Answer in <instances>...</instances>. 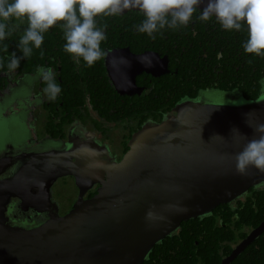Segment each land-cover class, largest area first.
Wrapping results in <instances>:
<instances>
[{
  "label": "water",
  "instance_id": "obj_1",
  "mask_svg": "<svg viewBox=\"0 0 264 264\" xmlns=\"http://www.w3.org/2000/svg\"><path fill=\"white\" fill-rule=\"evenodd\" d=\"M128 11L139 9L120 15ZM167 63L155 52L128 49L107 51L104 58L115 91L130 96L142 91L136 76L159 77L168 73ZM243 101L179 102L160 122L149 120L134 132L118 162L99 159L103 149L69 146L19 166L9 186H0V264H142L181 221L206 215L263 183L264 170L249 166L244 175L236 170V155L247 140L258 137L254 128L264 123V97ZM29 172L43 182L50 172L51 183L59 176L73 177L78 194L72 208L59 216L50 186H19V178ZM96 183L95 195L84 200ZM12 198L22 211L45 214V221L29 229L10 225L6 212ZM262 231L264 221L220 264H229Z\"/></svg>",
  "mask_w": 264,
  "mask_h": 264
},
{
  "label": "flooded vegetation",
  "instance_id": "obj_2",
  "mask_svg": "<svg viewBox=\"0 0 264 264\" xmlns=\"http://www.w3.org/2000/svg\"><path fill=\"white\" fill-rule=\"evenodd\" d=\"M209 21L211 22V19ZM216 23L218 22L216 21ZM218 26L224 30L219 23ZM165 30L166 28L162 32ZM191 30H179L177 34H172H174L175 40L180 39L181 43L189 44L190 48L191 43L194 42L189 37ZM211 31L212 28L209 29V35L214 36ZM227 32H219L220 39L215 38L216 42L221 43L222 40H225L223 38ZM229 34L236 38V30H231ZM192 35L195 37L196 32H192ZM124 43H126L124 46H122L123 44L113 45L110 43L108 46L110 48L107 47L104 51H121L124 49L130 51V47L126 46L128 42ZM170 43L164 42L163 49L164 47L175 49L178 46V41L173 42L172 45ZM243 43L244 41H242ZM208 46H210V51H216V46L211 45L210 41ZM139 50L130 52L140 54L144 51H151L160 55V52L153 49ZM233 50L238 52V57L234 58L238 66L230 67L235 70L233 77H229L227 75L228 70L226 69L225 72L222 68L224 73L219 76V87L200 89L198 96L189 101H198L203 104L234 103L246 99L240 89L242 86H250V89L256 90L255 99L264 97V85L261 84V80H264V60L257 62L254 60V55L245 54L240 40L236 41ZM224 51L218 50L216 55L220 65L225 66L227 63L223 62ZM160 56L168 58L167 54ZM58 57V54H53L48 50L40 61L32 60L33 64L30 68L22 66L14 71H10L8 68H0V120L7 126L14 124L10 130L0 132V186H9L7 180L17 173L19 166L26 165L39 155L47 152H60L65 148L68 149L69 146H72V150L74 147H86L97 151V153L103 149L99 159L105 161L114 160L118 162L126 152L123 151V144L129 132L138 125L136 119L122 122L104 120L105 123H102V128H98L99 122L103 121L98 120L97 111L90 107L89 97L82 98L81 90H77V94L73 96L74 93L66 86L65 79H62L61 70L57 64ZM203 57L206 59V55ZM1 58L3 60L2 55H0V60ZM249 60L252 61L251 64L247 63ZM171 65L168 58V73L163 75L172 73ZM204 66L211 67L212 71H215L216 64L205 61L201 67ZM41 68H51L56 74V82L60 85L61 92L54 100H50L44 92L46 83L39 71ZM78 70L76 71L79 73ZM144 74L146 73L142 72L136 76V79ZM210 77L212 82L217 81L215 74H210ZM232 84L235 87L229 88ZM136 86L142 88L139 95H119L115 91L122 98L118 108L122 114L125 113L124 108L127 106L128 98L140 97L145 90L142 85L136 83ZM222 86L224 88L219 89ZM33 167L36 168V166H29L28 168L33 170ZM50 172L44 182L38 181L34 174L31 175L29 172L28 177L19 178L20 183L18 185L27 186V188L50 186V199L56 204L57 214L63 216L72 208L77 199L76 183L71 176L56 177L51 183V179L55 176L54 174L50 175ZM91 172L92 177L96 178L94 171ZM92 186L94 187L84 194V200L93 197L99 185L96 183ZM68 187L74 188L75 192L71 197L72 199L68 198L69 205L63 206V200L67 198L65 190ZM21 192L23 193V188ZM260 193H264V182L257 186H251L231 202L217 205L206 215L181 221L172 233L153 245L142 264H191L187 259L183 260L185 255H191V240L196 249L201 246L200 249H202V254L204 253L205 257L212 256L204 264H220L222 260L230 256L238 245L246 241L247 237L264 221V203L261 206H256L251 201L256 197L264 200V194L259 195ZM18 202V199L12 198L11 205L8 206L6 216L10 225L23 226L29 229L39 226L45 221V214H37L30 208L22 211L18 208ZM262 206L263 209H261ZM229 264H264V231L255 237Z\"/></svg>",
  "mask_w": 264,
  "mask_h": 264
},
{
  "label": "trees",
  "instance_id": "obj_3",
  "mask_svg": "<svg viewBox=\"0 0 264 264\" xmlns=\"http://www.w3.org/2000/svg\"><path fill=\"white\" fill-rule=\"evenodd\" d=\"M200 11L197 10L192 17V21L187 27H181L178 30H172L166 27V30L160 33H155V39L150 38L146 33H139L136 30V25H139L144 19L143 14L140 11H128L122 15L114 16H98L96 17V22L98 26L107 25L105 29L107 39L101 43V48L104 50L110 43L113 45L123 44L128 42L126 46L130 47V51H144L148 49H153L160 52V55L167 54L168 58L171 61V70L172 73L168 75H163L158 78H153L150 75L144 74L142 77L136 79L138 85L145 87L144 92L140 97L128 98L127 106L124 108L125 113L120 112V99L121 96L117 95L109 78L105 71V66L103 64V59L97 61L93 66H86L83 59H80L79 62L72 56L67 54L63 50V45L65 43L63 36V29L61 27L62 22H57V24L44 33V42L40 49L33 48L32 55L28 58H23L20 61V66H27L30 68L33 62L32 60L41 59V51L44 54L50 50L51 52L58 54L57 64L61 70L62 79H65L66 86L69 87L74 93L73 96L77 94V90H81L82 98L85 99L89 97L90 107L97 111L99 122L98 128H102V123L104 120L115 122V121H132L136 119L138 125L136 128H133L129 134L126 136L123 151H127V142L131 137V134L141 128V125L145 121H154L160 122L164 115L168 113L175 104L183 100H192L198 96L200 89H206L207 87H219V81L221 76L228 70V76L233 77L235 73L233 68L238 66L234 61L235 57H238V52L234 49L235 43L237 40L246 41L247 39V27L242 25L240 31H236L235 37H231L227 30H221L216 23L215 17L210 21L202 22L198 19ZM208 22H210L208 24ZM9 29H11V34L3 41H0V55H2L3 68H7V64L10 59V54L15 52L17 57L22 56V52L18 48L20 37L23 35L24 30L27 28V21L20 20H9L8 22ZM212 28V34L209 35V29ZM192 29L189 37L194 40L189 44L181 43L180 39L175 40L173 37L174 34H177L179 30H189ZM162 31V30H161ZM227 32L224 36L221 43H217L215 38L220 39L219 32ZM192 32H196V36L193 37ZM174 33V34H172ZM233 34V33H232ZM240 38V39H237ZM173 42L178 41V46L175 49H170L164 47V42ZM209 41L211 45L216 46V51H210V46H208ZM215 45H214V44ZM8 46V50L4 51V46ZM110 48V47H108ZM233 48V49H232ZM163 49V50H162ZM225 50L223 52L224 60L227 65H220V61L217 58L218 50ZM244 52V51H243ZM203 55H206L204 59ZM226 56V57H225ZM257 57H259L257 59ZM177 59V60H176ZM254 60L259 62L264 60V57L254 56ZM205 61H210L216 64L215 71H212L211 67H201ZM37 62V61H36ZM80 68V69H79ZM224 70H223V69ZM79 69V70H78ZM78 70L79 73L76 71ZM176 71V73H173ZM210 74H215L217 81L212 82ZM217 82V85H216ZM235 87L234 84L230 85L229 88ZM224 88L222 86L219 89ZM228 88V87H227ZM243 96L246 98L244 100L251 101L256 98V90L250 89V86L240 87ZM71 95V94H68ZM67 95V99L69 98ZM70 102V100L68 99ZM90 118V117H89ZM260 193L259 195H263ZM256 197L251 199L252 203L256 206H261L264 203L262 198ZM263 209V206L261 207ZM191 249L190 256L185 255L184 259H187L191 264H204L206 260L211 259L205 257L204 253L202 254V249L198 247L197 249L193 246V241H190Z\"/></svg>",
  "mask_w": 264,
  "mask_h": 264
},
{
  "label": "clouds",
  "instance_id": "obj_4",
  "mask_svg": "<svg viewBox=\"0 0 264 264\" xmlns=\"http://www.w3.org/2000/svg\"><path fill=\"white\" fill-rule=\"evenodd\" d=\"M202 3L204 0H0V41L11 34L9 20H26L28 25L18 44L22 56L11 53L7 68L14 71L20 66L21 59L32 55L33 48L40 49L44 33L57 22H62L63 50L77 62L83 59L86 66L91 67L104 59L107 52L100 46L107 39V25L98 26L96 17L119 15L126 9L137 8L144 19L135 26L136 30L155 39L154 34L162 35L161 30L166 27L172 30L187 27ZM198 11L200 21L215 17L227 31H240L242 25H246L247 39L242 44L244 53L264 57V0H207L203 10ZM7 50L5 45L4 51ZM40 55H44L43 51ZM3 66L0 60V68ZM39 71L46 83L44 92L50 100L56 99L61 87L56 82L55 72L51 68ZM261 84L264 85V80ZM243 103L245 101L241 99L239 104ZM254 132L258 137L247 140L235 157L236 170L241 175L247 173L249 166L264 170V123H258Z\"/></svg>",
  "mask_w": 264,
  "mask_h": 264
},
{
  "label": "rangeland",
  "instance_id": "obj_5",
  "mask_svg": "<svg viewBox=\"0 0 264 264\" xmlns=\"http://www.w3.org/2000/svg\"><path fill=\"white\" fill-rule=\"evenodd\" d=\"M13 126H14L13 123L11 125L7 126L6 124H3V122L1 123V120H0V132H2V133H3V130L8 131L7 129L10 130V128ZM65 192H66L67 198L65 200H63L64 201L63 206H68L69 205L68 198H71L73 196L75 190H74V188L68 187V188H66Z\"/></svg>",
  "mask_w": 264,
  "mask_h": 264
}]
</instances>
